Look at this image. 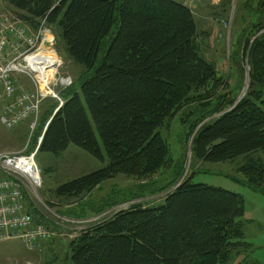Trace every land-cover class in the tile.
Segmentation results:
<instances>
[{"label": "trees", "instance_id": "obj_1", "mask_svg": "<svg viewBox=\"0 0 264 264\" xmlns=\"http://www.w3.org/2000/svg\"><path fill=\"white\" fill-rule=\"evenodd\" d=\"M2 2L31 31L45 19L56 45L62 41L66 55L90 74L78 79V90L72 82L59 93L60 107L43 103L32 131L38 130L34 149L24 155H59L74 146L105 163L58 187V197H80L117 176L162 175L171 158L160 131L180 113L184 147L190 142L196 160L214 164L264 155V0L256 4L255 21L236 31L239 62L246 58L248 67L238 102L201 58L193 12L174 0ZM247 5L243 9H251ZM188 107L193 109L182 113ZM238 171L250 188L264 193V160L248 159ZM169 188L161 205L132 204L83 231L69 245L71 264L232 261L243 245L241 197L180 176L156 192ZM141 197L112 192L95 206L80 202L70 217L85 220ZM28 207L36 222L46 223Z\"/></svg>", "mask_w": 264, "mask_h": 264}, {"label": "rangeland", "instance_id": "obj_2", "mask_svg": "<svg viewBox=\"0 0 264 264\" xmlns=\"http://www.w3.org/2000/svg\"><path fill=\"white\" fill-rule=\"evenodd\" d=\"M258 1L221 0L219 5H212L210 0H200L201 8L195 11V7L192 6L191 9L197 25L196 42L199 54L205 62L215 68L216 76L227 83L226 88L232 91L236 101L243 97L242 90L247 84L245 79L247 65L244 57H241L239 62L241 50L235 46V35L238 33L236 31L244 29L247 23L250 25L255 21ZM222 3L226 5L223 8L220 7ZM245 4L251 9H243ZM0 13L16 18L2 0H0ZM251 17L253 20L249 22ZM55 52L62 62L56 77L58 79L69 77L73 82L74 90H78L80 84L77 82L78 79L81 77L87 79L90 74H86L81 66L75 64L66 55L62 41L58 40ZM230 52L233 56L231 61ZM19 80L21 89H30L26 79L20 77ZM52 103V100L48 99L44 106L48 107ZM192 109L188 107L182 113ZM182 117L181 113L178 114L165 129L160 131L170 150L171 161L166 172L145 179L117 176L77 198L58 197L55 190L102 169L105 163L95 160L74 146H69L59 155L43 152L34 155L33 161L39 171L41 183L35 194L30 193L27 200L40 217L44 218L45 225L54 236L43 243L40 251H28L17 240L1 241L0 264H71L69 245L83 231L121 210H126L132 204H141L144 207L161 205L163 198L172 188L159 193L156 190L179 176L180 181L190 178L192 184L220 188L241 197L244 203V215L239 220V227L243 235V245L228 264H264V193L250 188L238 171L248 159L264 160V155L258 153L248 159L240 157L229 162L214 164L196 160L191 155L190 142L184 147L186 127L180 123ZM37 134L38 130L32 134L29 122L19 124L10 130L0 124V154L13 156L31 152ZM181 165L183 171L180 173ZM112 192L128 196L139 193L142 197L105 209L101 214H88L85 220L71 219L70 213L80 202L95 206Z\"/></svg>", "mask_w": 264, "mask_h": 264}, {"label": "built area", "instance_id": "obj_3", "mask_svg": "<svg viewBox=\"0 0 264 264\" xmlns=\"http://www.w3.org/2000/svg\"><path fill=\"white\" fill-rule=\"evenodd\" d=\"M192 1L178 3L190 8ZM210 1L212 5L221 3ZM55 47V36L45 19L31 31L0 13V124L5 129L29 122L33 131L46 100L62 105L59 93L72 80L56 77L62 62ZM20 77L28 81L29 90L20 88ZM34 155L0 154V242L17 240L28 251H40L54 236L45 224L35 221L28 207L27 197L35 194L41 183Z\"/></svg>", "mask_w": 264, "mask_h": 264}, {"label": "crops", "instance_id": "obj_4", "mask_svg": "<svg viewBox=\"0 0 264 264\" xmlns=\"http://www.w3.org/2000/svg\"><path fill=\"white\" fill-rule=\"evenodd\" d=\"M226 1H228V0H224V2H226ZM211 2V1H210ZM192 6H194L195 7V11L196 10H199L200 8H201V6H200V0H193L192 1V3H191V6H190V10L192 9ZM221 6H222V8L224 7V6H226L225 5V3H222L221 4ZM225 9V8H224ZM194 15V14H193Z\"/></svg>", "mask_w": 264, "mask_h": 264}, {"label": "water", "instance_id": "obj_5", "mask_svg": "<svg viewBox=\"0 0 264 264\" xmlns=\"http://www.w3.org/2000/svg\"><path fill=\"white\" fill-rule=\"evenodd\" d=\"M246 65H247V61H246ZM246 68H247V72L245 74V79H246V82H247L248 81V67H246ZM246 88H247V84H246L245 88L242 90V96H244V93H245ZM238 101H239V99L236 102H238ZM40 140H39V142H40Z\"/></svg>", "mask_w": 264, "mask_h": 264}, {"label": "bare ground", "instance_id": "obj_6", "mask_svg": "<svg viewBox=\"0 0 264 264\" xmlns=\"http://www.w3.org/2000/svg\"><path fill=\"white\" fill-rule=\"evenodd\" d=\"M30 165H33V164H30ZM37 176H38V175L35 173V174H34V177H37Z\"/></svg>", "mask_w": 264, "mask_h": 264}]
</instances>
